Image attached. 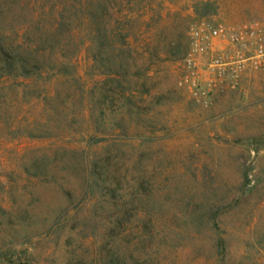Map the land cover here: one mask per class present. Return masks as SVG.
Masks as SVG:
<instances>
[{"label": "rangeland", "instance_id": "rangeland-1", "mask_svg": "<svg viewBox=\"0 0 264 264\" xmlns=\"http://www.w3.org/2000/svg\"><path fill=\"white\" fill-rule=\"evenodd\" d=\"M126 1L0 0V264H263L264 0Z\"/></svg>", "mask_w": 264, "mask_h": 264}, {"label": "trees", "instance_id": "trees-1", "mask_svg": "<svg viewBox=\"0 0 264 264\" xmlns=\"http://www.w3.org/2000/svg\"><path fill=\"white\" fill-rule=\"evenodd\" d=\"M24 1V0H21ZM79 2V8L81 10H87V28L88 34L91 39V42L97 45V57L98 54L102 51L100 43L105 42L106 40L117 41L122 49L129 55L134 52L135 47L133 46V41H145V22L146 19L150 17V14L153 13L152 9H145L146 16H135L128 8V3L126 0H77ZM201 8H210L212 3L209 0H199L194 3V13L198 15L199 9ZM147 8V7H146ZM149 11V13L147 12ZM151 12V13H150ZM152 16V15H151ZM162 18V15L159 16V20ZM188 39V37H187ZM186 44V53L189 48V40ZM141 57L145 56V49L138 47ZM1 52H11L8 54V58L13 55V57H18L25 52L22 49L21 45L15 47L11 44L6 47L1 44ZM185 53V51H184ZM4 64H6L4 62ZM127 64L125 67L127 68ZM6 67L9 70L16 69V63L14 61L6 64ZM148 69H146L147 71Z\"/></svg>", "mask_w": 264, "mask_h": 264}, {"label": "built area", "instance_id": "built-area-1", "mask_svg": "<svg viewBox=\"0 0 264 264\" xmlns=\"http://www.w3.org/2000/svg\"><path fill=\"white\" fill-rule=\"evenodd\" d=\"M217 34H218L217 30H214L212 32L213 36H216ZM209 55H210V53L206 52V56H209ZM212 66H214V67L220 66V60L218 58L212 59ZM263 264H264V262H263Z\"/></svg>", "mask_w": 264, "mask_h": 264}]
</instances>
